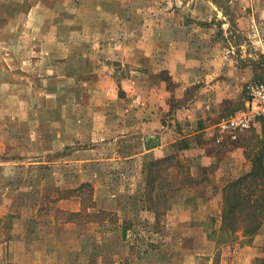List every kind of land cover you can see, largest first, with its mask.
I'll list each match as a JSON object with an SVG mask.
<instances>
[{
  "label": "rangeland",
  "instance_id": "374dc122",
  "mask_svg": "<svg viewBox=\"0 0 264 264\" xmlns=\"http://www.w3.org/2000/svg\"><path fill=\"white\" fill-rule=\"evenodd\" d=\"M173 23L178 24L175 34L182 44L205 48L189 60L202 65L215 57L235 61L242 73V96L224 102L223 117L237 116L256 87L264 84V0H0L3 208L8 210L12 199L21 206H39L37 217L47 227L53 218L70 216L59 209V199L80 193L85 207L80 219L114 218L121 221L120 231L130 224V253L151 255L144 264H257L263 256L264 223L253 236L225 229L218 240H208L209 230L202 227L192 230L193 240L175 236L183 231L173 228L169 211L177 203L207 202L208 174L215 171L214 164L196 176L180 153L154 165L151 162L157 160L147 156L142 179L135 181L128 177L133 162L121 159L126 150L111 149L114 145L107 142L114 140L115 132L100 130L104 148L99 160H91L70 131L73 124L130 125L133 120L126 110L139 112L141 107L147 112L156 90L164 89L160 99H168L173 107L180 103L171 70L161 68L162 59L174 57L172 35L165 33ZM227 44L237 48L229 51ZM168 92L173 95L168 97ZM61 127L73 143L53 137L51 131L59 136ZM238 131L237 139L226 131V140L218 145L209 137L205 140L212 143L219 161L227 145L242 143L248 172L264 142V118ZM78 171L85 180L76 183ZM12 189L19 191L12 196ZM111 193L122 206L119 212L97 206L96 194L108 207ZM88 207L100 211L91 214ZM6 216L5 232L13 221ZM25 224L20 221V229Z\"/></svg>",
  "mask_w": 264,
  "mask_h": 264
},
{
  "label": "crops",
  "instance_id": "0c3cea01",
  "mask_svg": "<svg viewBox=\"0 0 264 264\" xmlns=\"http://www.w3.org/2000/svg\"><path fill=\"white\" fill-rule=\"evenodd\" d=\"M171 27L165 28V33L172 35L170 48L172 47L174 57L171 61L162 59L161 63L165 65L161 68L166 67L171 70L173 79L178 85L177 96L181 98L180 103L173 107L168 99H160L164 89H160L161 92L156 90L155 100L151 102L147 112L141 107L139 112L126 110L130 121L134 122L130 125L73 124L70 131L74 133L73 137L78 143L82 144L80 148L85 149V154L92 157L91 160H99L100 151L104 148L102 143L104 140L99 136L100 130L108 134L115 132L113 136L115 141L108 138L107 142L114 145L111 149L118 146L126 150L121 159L123 158L125 163L133 162V165L129 164L128 177L133 176L135 181L142 179V167L147 156L157 159L180 153V157L185 162H189L192 169H196L192 172L196 176L201 170L203 172L209 170L214 164L215 171L212 169L208 174L207 202L196 206L187 202L177 203L169 211L168 216L173 226L175 225L173 228L182 227L183 234H175L180 240H193L192 230L196 231L201 227L209 230L208 240H218L223 226L224 189L231 181L245 174L249 166L244 165L246 151L242 143L233 142L227 145L223 153L224 158L219 161L214 150L212 151V143L206 141L205 137L211 138L216 145L226 140L225 132L229 130L225 127L228 119L223 117L225 113L223 106L227 99L242 96V73L237 72V64L230 59L222 60L215 57L208 59L205 65L189 60L196 50L205 48L182 44L175 34L179 29L178 24L173 23ZM227 46L229 51L237 48V45L227 44ZM163 51L164 47L162 56ZM160 60L161 58H158L157 62ZM170 95L173 94L168 92V97ZM171 108L173 111H170ZM134 115H137V118ZM66 117L67 114L64 118ZM107 117L110 118V114H107ZM136 121L138 126H131ZM67 128L70 129L68 126ZM60 131L59 136L55 131H51V134L53 137H60L63 143L64 141L73 143L62 127ZM238 132L230 133L237 139ZM10 141L13 142L14 139L11 138ZM183 143L187 146L181 147ZM82 173L80 171L75 173L76 183L85 180ZM13 191L19 190L12 189L10 191L12 196L15 195ZM3 195V191L0 190V264H117V261L124 264L139 261L140 264H144L151 256L141 250L135 255L133 252L130 253L131 244H134L131 241L134 240V235L131 233L130 224L120 231L121 221L118 222L114 218L100 220L96 215H92L95 218L80 219L79 216L85 209L80 193L59 199V209L69 213L70 216L64 218L60 216L58 221L53 218L54 221L48 222L47 227L37 217L39 206L34 205V207L30 203L21 206L18 205V199H12L9 209L4 210L1 201ZM116 197V194L109 195L108 207L104 205L105 201L99 203L97 194L95 201L99 208L102 207L101 209L107 212H119L122 206H119ZM99 208L88 207V210L92 214L100 211ZM6 215H9L13 221L5 232ZM20 221L27 223L21 229ZM50 225L51 227H48ZM118 245L124 246L125 249L122 251ZM186 250L195 253L188 247ZM165 255L166 253L163 252L160 258Z\"/></svg>",
  "mask_w": 264,
  "mask_h": 264
},
{
  "label": "trees",
  "instance_id": "16d2710c",
  "mask_svg": "<svg viewBox=\"0 0 264 264\" xmlns=\"http://www.w3.org/2000/svg\"><path fill=\"white\" fill-rule=\"evenodd\" d=\"M187 144H181L186 147ZM247 155L250 157L249 153ZM175 154L157 158L156 162L175 158ZM158 217V212H157ZM222 231L228 229L231 234L239 230L245 235L253 236L264 223V142L259 145L252 157L250 171L231 181L224 189ZM257 264H264L263 256L256 259Z\"/></svg>",
  "mask_w": 264,
  "mask_h": 264
},
{
  "label": "built area",
  "instance_id": "2783aa9c",
  "mask_svg": "<svg viewBox=\"0 0 264 264\" xmlns=\"http://www.w3.org/2000/svg\"><path fill=\"white\" fill-rule=\"evenodd\" d=\"M259 118H264V84L256 87L246 101V108L237 116L228 119L225 127L235 134L236 131L251 126Z\"/></svg>",
  "mask_w": 264,
  "mask_h": 264
}]
</instances>
